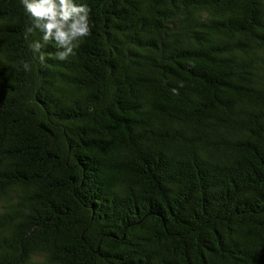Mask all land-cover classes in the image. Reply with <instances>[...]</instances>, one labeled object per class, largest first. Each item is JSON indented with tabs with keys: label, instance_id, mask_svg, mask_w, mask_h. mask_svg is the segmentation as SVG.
<instances>
[{
	"label": "trees",
	"instance_id": "obj_1",
	"mask_svg": "<svg viewBox=\"0 0 264 264\" xmlns=\"http://www.w3.org/2000/svg\"><path fill=\"white\" fill-rule=\"evenodd\" d=\"M75 2L0 0V264H264V0Z\"/></svg>",
	"mask_w": 264,
	"mask_h": 264
},
{
	"label": "clouds",
	"instance_id": "obj_2",
	"mask_svg": "<svg viewBox=\"0 0 264 264\" xmlns=\"http://www.w3.org/2000/svg\"><path fill=\"white\" fill-rule=\"evenodd\" d=\"M30 24L26 25L24 40L28 42L29 49L40 53L39 60L45 61V54L41 52L44 44L39 40L30 41L29 37L39 30L44 43L54 41L61 49L56 53L60 60H66L75 55V49L92 35L93 24L90 20L91 8L86 3L78 4L75 0H20ZM24 71H31L28 61L20 62ZM173 94H178L177 89H172Z\"/></svg>",
	"mask_w": 264,
	"mask_h": 264
}]
</instances>
